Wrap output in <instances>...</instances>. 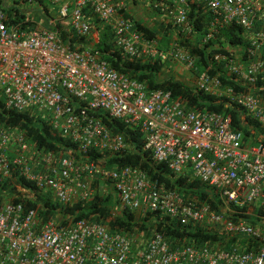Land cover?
Wrapping results in <instances>:
<instances>
[{
  "label": "built area",
  "instance_id": "built-area-1",
  "mask_svg": "<svg viewBox=\"0 0 264 264\" xmlns=\"http://www.w3.org/2000/svg\"><path fill=\"white\" fill-rule=\"evenodd\" d=\"M145 3L2 0L0 103L46 121L53 136L69 140L86 157L40 147L20 126L0 120V184H6L5 192H13L0 203V264H264V138L252 129L246 141L230 116L190 109L185 98L152 89L150 83L112 68L92 45L108 28L124 58L159 60L164 70L180 65L191 72L196 90L226 109L241 111L242 125L249 126V115L264 128V87L254 92L255 84L264 82V0H152L153 20L175 31L167 47L161 38L150 39L136 27L133 9ZM42 4L50 10L48 24L33 17ZM193 6L212 14L200 44L189 19ZM14 8L35 26L8 24L6 11ZM127 10L134 19L125 16ZM59 24L91 43L89 49L67 44ZM233 24L243 29L246 50L215 53L217 63L224 64L222 72L211 75L207 68L196 73L197 58L185 40L201 47ZM221 75L233 78L237 87L224 85ZM103 116L139 131L144 152L175 175L202 181L212 200L186 199L137 167L109 169L90 160L91 150L120 156L132 148ZM20 178L64 208L47 219L40 215V207L32 205L38 195L21 186ZM107 193L120 211L153 219L152 229L123 232L110 227L111 217L105 223L92 217L76 220L63 211ZM116 215L113 211L112 217ZM160 219L206 229L217 238L174 247L156 229Z\"/></svg>",
  "mask_w": 264,
  "mask_h": 264
},
{
  "label": "trees",
  "instance_id": "trees-1",
  "mask_svg": "<svg viewBox=\"0 0 264 264\" xmlns=\"http://www.w3.org/2000/svg\"><path fill=\"white\" fill-rule=\"evenodd\" d=\"M146 1L147 0H144V2ZM151 1L152 0H148L149 3ZM1 3L2 0H0V4ZM42 6L43 12L38 14L36 17H38L37 19L39 21H44L45 24H48L47 17L50 10L46 4H42ZM20 10H18V8H14L13 10L10 9L9 11H6L7 23L10 25L23 23L24 27L28 24H32L31 26L34 27L35 24L28 22L30 18L28 19L27 15ZM11 11H14V13ZM125 12V16L130 19H134V14L132 16L129 10ZM29 13L30 12H28V14ZM189 19L197 34V39L200 44L205 36V32L210 26L212 14L206 12L202 9V7L193 6L189 13ZM150 20L153 19L150 18ZM135 23L136 27L148 38H161L160 43L164 47L168 46L175 34V31L172 30V26L169 24L166 25L164 22L163 24L161 23L159 25L157 24L158 26H154L151 23L135 19ZM59 27H61V38L67 44L71 45L72 48L79 49L80 51L89 49L88 45H91V43L89 44L85 42L84 38L78 37L74 33L67 30V28H64L61 24H59ZM112 38L113 37L107 28L106 30H103L99 42L94 41L92 44L95 47L93 52L95 54H99L100 57L107 61L112 68L126 74L132 79L150 83L152 89L171 91L174 96H181L185 98L190 109L199 111H215L230 116L232 118L233 128L243 131L246 136V141L251 138L250 130L252 129L256 130L257 135L264 138V128L260 127L256 121L251 120L249 115L248 120L250 121V124L245 127L241 123V111L233 108L226 109L224 107V103H216L215 101L217 100L213 96L206 95L201 91L196 90L194 87H191L182 81L176 80L172 76L161 79L160 74L164 71V64H161L159 60L132 61L126 59L123 57L121 51L113 44ZM178 38V41L183 44L184 40L179 35ZM184 44L197 58L196 73H200L208 68L211 75H216L219 72H222L224 64L217 63L214 59L215 53L220 52L223 54H229L228 51L232 48L239 49L240 52L245 51L248 46V41L245 39L243 29L240 26L233 24L223 28L220 33L215 36V38H213L208 44H204L201 47L192 45L189 39L185 40ZM221 81L224 85L237 87L233 78L226 75H221ZM263 87L264 82L259 80L255 84L254 92L258 94L261 92L260 89H263ZM237 91H248V89L238 87ZM103 119L104 123L112 130V132L123 135L132 148L130 152L120 156H109L107 154L91 150L88 154L90 160L97 164H105L109 169L113 167L121 168L124 166L137 167L145 171L152 180H157L158 182L163 183L167 189L182 194L186 199L200 200L202 202L212 200L208 193V187L204 185L202 181L192 179L187 175L177 176L167 167L166 164L155 161L150 152H144L143 145L145 143L139 131L130 127L124 121L112 120L106 116H103ZM0 120L8 124L20 126L34 139V141L38 143L40 147H44L51 151L61 152L65 155L75 154L81 160L86 157L79 154L76 151L75 146L69 140H65L59 136H53L47 122L39 117H36L32 113L23 114L15 111H9L2 103H0ZM18 183L21 186L27 187L31 189V191L36 192L38 200L34 204L32 203V205L40 207L39 213L46 219L55 216L60 208H64L59 204L53 203L50 200L51 198L49 195H39L38 192L41 191L37 190L34 185L24 181V179L20 178ZM5 186L6 184H0V203L13 194V192H5ZM63 211L64 213L75 217L76 220L92 217L105 223L111 217L112 219L109 223L110 227L113 229H119L123 232L134 233L135 231H150L153 227V219L151 218H141L130 210L120 211L117 204L114 203L113 196L110 193L103 196L96 195L89 202H82L74 205L73 207H65ZM113 211L117 212L115 217H112ZM156 229L165 233L167 239L174 245V247L180 246L182 243L185 244V241H187L186 244L192 245L205 243L208 240H215L217 238L216 235H213L209 230L198 227L193 228L191 226H181L177 222L167 224L163 219L159 220V224ZM251 245L252 242H249L248 246L251 247Z\"/></svg>",
  "mask_w": 264,
  "mask_h": 264
},
{
  "label": "rangeland",
  "instance_id": "rangeland-1",
  "mask_svg": "<svg viewBox=\"0 0 264 264\" xmlns=\"http://www.w3.org/2000/svg\"><path fill=\"white\" fill-rule=\"evenodd\" d=\"M140 10H143V9H140ZM35 11L38 12V13H35L34 10H33V17H34L35 20H37L36 16H38V14L43 12V7L42 6H36L35 7ZM138 13H139V15L137 16V18H139L140 16L147 17L148 14H149V16L153 19V17L150 15V11H148V10L147 11H139ZM148 20H150V19H148ZM40 22L45 23L44 21H40ZM149 23H151V24L156 26L157 24L158 25L161 24V21L160 20H158V21L151 20ZM94 35H95V40H97V35L96 34H94ZM174 38H176V37H174ZM170 44H171V42L168 44V46ZM236 58L238 60H241L243 57L241 55H237ZM167 68L162 72V74H160V78L161 79H164V78L172 76L176 80L182 81L185 84H187V85H189L191 87H194L195 80L193 81V78L191 76V72L185 70L182 66L175 65V64H171ZM10 198H11V195L6 200H10Z\"/></svg>",
  "mask_w": 264,
  "mask_h": 264
},
{
  "label": "crops",
  "instance_id": "crops-1",
  "mask_svg": "<svg viewBox=\"0 0 264 264\" xmlns=\"http://www.w3.org/2000/svg\"><path fill=\"white\" fill-rule=\"evenodd\" d=\"M146 2H147V3H145L146 4V7H142V5H141L140 7L133 9L134 15L138 16L139 15V13H138L139 11H147V10H150L148 0ZM140 9H143V10H140ZM150 12H151L152 15L155 14V12L152 9L150 10ZM150 18L151 17L148 14L147 17L140 16L138 19L149 23L151 20H148V19H150Z\"/></svg>",
  "mask_w": 264,
  "mask_h": 264
}]
</instances>
